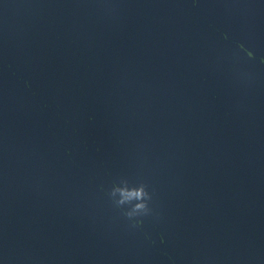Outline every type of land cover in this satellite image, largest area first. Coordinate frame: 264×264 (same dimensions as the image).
I'll return each instance as SVG.
<instances>
[{"label": "water", "instance_id": "95a60500", "mask_svg": "<svg viewBox=\"0 0 264 264\" xmlns=\"http://www.w3.org/2000/svg\"><path fill=\"white\" fill-rule=\"evenodd\" d=\"M0 264H264V0H0Z\"/></svg>", "mask_w": 264, "mask_h": 264}]
</instances>
